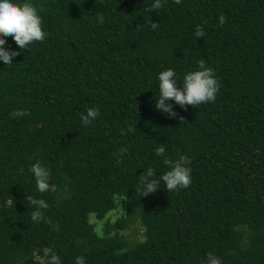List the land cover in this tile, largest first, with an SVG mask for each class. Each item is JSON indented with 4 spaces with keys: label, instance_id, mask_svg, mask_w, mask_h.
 I'll list each match as a JSON object with an SVG mask.
<instances>
[{
    "label": "trees",
    "instance_id": "trees-1",
    "mask_svg": "<svg viewBox=\"0 0 264 264\" xmlns=\"http://www.w3.org/2000/svg\"><path fill=\"white\" fill-rule=\"evenodd\" d=\"M30 2L47 36L19 50L9 35L18 54L0 62V264L49 253L61 264H204L209 252L264 264V0H167L151 12L153 0ZM200 59L219 81L215 101L174 104L173 118L156 110V75L182 77ZM93 106L100 115L82 125ZM161 143L167 159L190 158L191 184L142 196L138 176L167 170ZM37 160L51 169L45 193L28 171ZM28 194L48 204L40 221ZM133 222L138 234L121 231Z\"/></svg>",
    "mask_w": 264,
    "mask_h": 264
},
{
    "label": "clouds",
    "instance_id": "clouds-1",
    "mask_svg": "<svg viewBox=\"0 0 264 264\" xmlns=\"http://www.w3.org/2000/svg\"><path fill=\"white\" fill-rule=\"evenodd\" d=\"M167 0H153L145 9L148 12L160 9ZM180 4L181 0H175ZM218 23H225L224 14L217 17ZM157 23L151 24L155 28ZM204 29L197 25L194 30V37H204ZM11 36L19 50L26 49L32 42L42 41L46 38L47 32L42 25V17L38 13L37 7L30 0H0V62L5 65L12 64L13 58L18 54L16 49L7 46L6 40ZM158 81L157 93H155L154 106L162 114H167L170 118L177 117L174 104L181 108L191 105H198L214 102L219 90V81L214 74V69L206 66L203 59L197 61L194 70L186 71L183 76H179L171 67L160 71L156 75ZM100 115V108L88 107L79 114V119L84 126H89L96 121ZM181 119H183L181 117ZM131 131V129H129ZM126 149L121 147L118 156L122 157ZM156 156L162 158L167 170L158 176L152 168H147L139 175L137 190L145 196L154 192L161 186L168 191H176L181 188H188L192 181L191 160L188 156L180 154L177 159L169 160L166 158V149L163 143L154 148ZM29 173L35 181L36 191L45 193L50 189L51 169L43 165L39 160L32 163L28 168ZM162 182V183H161ZM28 204L35 206L31 212V220L40 221L43 219L41 209L48 207L43 198H35L31 195L26 196ZM84 256H76L75 264H85ZM46 264H61L60 257L55 253H49ZM204 264H222V260L209 252L206 254Z\"/></svg>",
    "mask_w": 264,
    "mask_h": 264
},
{
    "label": "rangeland",
    "instance_id": "rangeland-1",
    "mask_svg": "<svg viewBox=\"0 0 264 264\" xmlns=\"http://www.w3.org/2000/svg\"><path fill=\"white\" fill-rule=\"evenodd\" d=\"M118 215H120L119 213H114L113 214V216H112V218H111V221H114V220H116L117 219V217H118ZM93 215L91 216V219H93ZM100 224H101V222H99ZM98 225L99 226V228L102 226V225ZM138 222H133V223H131L130 225H129V227H126V228H124V229H122L121 231H123L124 233H126V234H136V232H137V234H138ZM136 230V231H135ZM133 231H135V232H133ZM139 236V235H138Z\"/></svg>",
    "mask_w": 264,
    "mask_h": 264
}]
</instances>
